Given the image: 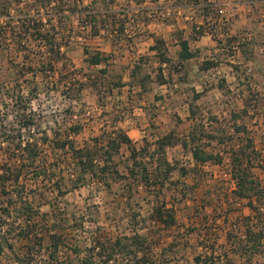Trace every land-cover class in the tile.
Wrapping results in <instances>:
<instances>
[{
	"label": "trees",
	"instance_id": "16d2710c",
	"mask_svg": "<svg viewBox=\"0 0 264 264\" xmlns=\"http://www.w3.org/2000/svg\"><path fill=\"white\" fill-rule=\"evenodd\" d=\"M19 1L0 0V38L11 35L10 39L14 43L10 48L12 58L16 53L22 57V60L13 63L9 68L12 74L8 82L10 87L9 84L0 82V94L5 98L3 111L0 108V155L3 159L0 164V220L5 216L10 220L12 218L9 229L4 232H1L4 225L0 223V255L6 257L10 263L16 264H40V253L45 254V264H158L159 259L154 258L148 237L139 230L146 221L144 218V221L137 219L139 213L133 212L128 217V222L134 226L130 233H122L111 239L97 236L92 239L90 245L84 247L77 243L68 245L64 233L66 227L60 223L62 219H52V211L50 216L40 211V206L35 204V196L29 195L22 182V176L27 173H32L35 179L49 181L53 178L51 175H54L57 179L52 189L57 193L63 192L61 188L64 185L56 182H63L66 178L61 174L55 175L53 166L56 163L45 166V146H50L53 150L60 151L68 160L66 166L69 169V188H79L85 186L89 179H96L95 181L103 184L110 193L112 182H123L124 187L114 194H117V202L121 201L127 205L134 200L135 193H138L136 188L143 186L151 199L155 200L150 207L149 219L166 230L179 225L175 202L171 201L168 206L165 189L171 190L169 196H175L172 191L181 189L182 191L177 193L178 200L182 201L187 196V191L196 187V180L206 173L207 164L223 166L224 158L228 156L226 160L228 175L233 184L232 197L244 201L255 213L243 217V230L240 235L233 236L232 232L228 231L226 238L233 246V253L248 264L259 250L263 239V231L257 223L260 212H257L259 209L253 204L254 201L263 200V190L252 170L256 167L263 169L264 158L261 159L255 148L253 136L246 131L244 125L237 123L239 112L245 113L246 109L230 112L234 136L243 132L245 135H239L242 139H236V145H231L229 150L224 151L225 156L213 146L216 143L225 144V135L213 129L208 130L202 119H197L198 112L194 109L195 102L205 95V89L196 91L194 87L191 88L192 96L188 109L191 123L185 134L179 136L175 130H169L160 135H153L151 139L143 138V143L139 146L117 126L112 127L106 134V139L92 138V145L85 143L77 146L73 137L82 129L79 122L70 124L63 133L59 129L50 128L49 134L46 129L41 128L46 119V112L33 107V100L38 101L41 91L49 92L51 87L58 89L64 86L71 100L79 99L82 89L86 86L93 89L97 100L103 97L105 91L109 92L126 84L132 88L136 83L140 90L144 91L146 81L150 77L148 72H142L146 60L144 57H138L132 64L128 72L129 82H125L122 74L110 73L109 60L112 54L99 48L93 49L86 43V39L104 34L112 49L122 44L130 46L127 18L135 14L134 10H137V14L138 11L146 14L148 10L143 9L146 7H143L142 3H154L156 0H130L128 7L122 8L121 11L115 5L117 0H25L26 6L23 10L19 9L21 13L17 15L18 9L14 4ZM131 1L135 7H132ZM189 4L196 8L201 6L202 18L207 24L196 27L192 25L189 33H186L185 28L176 27L173 30L172 34L176 35L175 44L178 45L176 58L169 55L167 41L162 36L151 33L153 43L148 49L153 52L156 63L155 82L159 85L170 87L175 82L181 83L185 80L186 62L190 58L200 56L198 48H190L189 40L204 33L213 34L218 24L219 6L216 2L194 0ZM211 12L215 17L210 21ZM17 16L21 17V20L15 18ZM81 38L84 39V60L91 66L100 67L95 74L83 73L84 79L75 81L73 76L63 73V68L57 70V64L62 62V66L65 65L66 49L71 47L74 40ZM8 39L7 37L6 40ZM33 42L38 50L34 49ZM230 42H233L232 37L226 39L222 49L227 48L235 52L236 49L232 48ZM254 44V38L242 37L238 40L236 48L245 60H251ZM32 51H41L42 56L31 53ZM31 54V58L38 56L35 63L29 59ZM216 65L215 60L203 59L198 68L203 71ZM237 70L238 67H235V71ZM54 73L58 74L57 79ZM217 86L224 89L223 79H220ZM210 118L217 120L216 116L211 115ZM176 145L190 155L192 161L189 166L168 159L167 149ZM123 148L127 151L125 159L120 155ZM120 165H123V171L119 169ZM175 172L178 177H174ZM186 177L192 181H180V178ZM161 195H164V198ZM88 218L90 217L85 219L83 215H73L69 229L73 231L83 228L84 222H94ZM137 225L140 228H137ZM15 239L24 243V249L20 252L14 248L12 240ZM61 252L63 256H60ZM36 257L39 260L37 263ZM193 259L194 264L223 262L222 258L215 255L213 248L209 253L196 255ZM73 260H76V263Z\"/></svg>",
	"mask_w": 264,
	"mask_h": 264
},
{
	"label": "rangeland",
	"instance_id": "374dc122",
	"mask_svg": "<svg viewBox=\"0 0 264 264\" xmlns=\"http://www.w3.org/2000/svg\"><path fill=\"white\" fill-rule=\"evenodd\" d=\"M25 0H20L14 6L18 9L17 15L24 9ZM130 0H117L116 7H128ZM194 0H156L154 3H142L145 13L134 10V15L127 18V34L130 35V46L122 44L112 49L106 41L104 34L95 38L86 39V43L93 49L99 48L105 52L112 54L109 60V70L112 74H122L123 81L129 82L128 72L132 64L138 57H144L145 64L142 72H148L150 77L146 81L144 91L134 83L135 86L129 88L126 84L120 88H113L109 92H104L103 97L97 100L96 95L91 87L86 86L77 100L69 98L68 91L64 86L58 89L50 88L49 92L41 91L39 99L33 100V107L46 112V119L43 121V127L50 134V128L59 129L61 133L67 127L75 122L82 125L79 134L73 137L77 146L87 143L92 145V138L106 139L112 127L117 126L124 130L133 143L137 146L143 143V138L151 139L153 135H160L169 130H175L176 134L182 136L190 127L191 119L189 118V104L191 102V88L200 91L205 89V95L195 102L194 109L197 113V119L205 123L206 128L213 129L225 135V144H213L215 150H229L231 145H236V139H242L239 135L233 134L232 119L230 112L241 111L243 108L246 112H239L237 123L246 127V131L253 136L255 148L260 153L261 159L264 158V45H257L262 42V37H256L255 44L263 49V51H254L253 59L249 64H245L242 53L235 50L234 54L227 48L222 49L226 39L223 35L219 36V42L204 48L201 52V58L190 61L188 78L181 83L175 82L173 86L159 85L155 82L156 63L154 61L153 52L148 47L152 44L151 33H157V36L164 35L169 44V55L175 56L173 45L176 35L169 33L177 27L185 28L188 33L191 26L206 25L203 20V10L201 6L193 7L189 3ZM219 3L225 11L227 17L224 23L218 19V24L214 28V32H239V40L242 37L249 36L246 33H253L259 30V25L264 18L260 13H255V18L250 24L245 19L237 17V7L233 0H207ZM237 1V0H236ZM132 7L134 2H130ZM218 4V5H219ZM142 9V11H144ZM215 17L214 13L210 14V21ZM21 20V17H15ZM218 18V16H217ZM262 18V19H261ZM174 23H171V21ZM171 23V24H170ZM0 24L2 22L0 21ZM257 27V28H256ZM207 28V27H206ZM220 28V29H219ZM9 38L6 40V38ZM6 38H0V82L9 84L12 74L9 68L13 63L22 60L21 54H17L12 58L11 49L14 45L10 39L11 35ZM252 37V35H251ZM84 39L73 41L70 48L65 51L66 62L62 66V62L57 64V70L63 68V73H68L74 77L75 81L84 79L85 73L95 74L100 67L91 66L84 60L82 51V43ZM221 41V42H220ZM232 48L236 49L237 43L230 42ZM35 50L36 43L33 42ZM37 52V53H36ZM32 51L31 53L40 54L41 51ZM257 52V53H256ZM26 57V56H24ZM29 55V59L35 63L38 56ZM203 59L217 61V66L209 70L200 71L197 69L199 61ZM29 61V60H28ZM230 63L238 65L237 71H234ZM84 73V74H83ZM57 79L58 74H55ZM53 80L54 78H48ZM223 79L224 89L218 88L217 84ZM73 82V80H72ZM51 85V84H50ZM10 87V84H9ZM7 88V86H6ZM26 90V88L24 89ZM25 92V91H24ZM155 96H159L156 99ZM7 100V99H6ZM3 101L5 98L0 94V108L4 109ZM39 104V105H38ZM216 116L217 120L210 117ZM104 137V138H102ZM238 139V140H239ZM127 151L121 149L120 155L125 159ZM45 155H47L45 166L54 167L55 175H64L66 180L61 183L62 193L52 189L57 179L51 175L52 180L35 179L32 173L22 176L29 195L34 197L35 204L40 206V211L52 215V219H59L67 236V243H77L81 247L91 244L94 237H103L111 239L122 233H130L134 226L129 221V215L139 213L138 220H146L141 223L143 228L137 225L141 233L148 237L151 246V252L154 258H158V264H194L196 255H205L214 249L215 255L222 258L220 264H246L244 260L233 253L232 245L227 241L226 235L231 231L233 236L240 235L243 230V217L252 216L255 210L250 209L244 201L234 199L231 194L233 184L228 175L229 168L227 165V157L224 158L223 166L207 164L206 173L196 180V187L192 191H187V196L183 200H178L181 189L169 196L171 190L165 189V200L168 206L171 201L175 202V211L177 225L173 229H163L157 223H153L150 218V207L154 198L147 194L143 186L135 193L134 200L127 205L124 202H117V194L123 186V182H112L111 192L108 193L103 186L96 182V179H89V182L79 188H69L68 173L66 166L68 160L64 158L60 151L53 150L50 146H45ZM167 157L169 160H177L180 165L189 166L191 157L184 152L179 145L169 147L167 149ZM117 159V157H116ZM3 159L0 155V164ZM123 171V165L119 168ZM254 176L259 180L263 190V200L261 202L254 201L257 212H260L257 223L263 231L262 244L259 250L252 256L248 264H264V168L256 167L252 170ZM174 177H178L174 173ZM185 179V180H184ZM180 178V181L191 182V178ZM133 182V181H132ZM168 191V192H167ZM178 192V193H177ZM34 195V196H33ZM164 195L161 197L164 198ZM0 196V203H1ZM37 201V202H36ZM180 201V202H179ZM54 205V207H52ZM53 209V210H52ZM90 213V214H89ZM83 215L90 217L94 222H84L83 228L71 231L70 223L73 222L72 216ZM59 217V218H58ZM92 217V218H91ZM255 217V216H253ZM4 219V220H3ZM1 219L3 223V231L9 229L11 220L6 216ZM86 221V220H84ZM59 222V221H58ZM72 239V240H71ZM14 248L20 252L24 249V243L18 240H12ZM67 251V250H66ZM64 254L61 252L60 256ZM227 255V256H226ZM159 256V257H158ZM36 263L39 261L35 258ZM45 254L40 253V264H45ZM76 263V260H73ZM130 263V259H128ZM0 264H16L10 263L8 259L0 255Z\"/></svg>",
	"mask_w": 264,
	"mask_h": 264
},
{
	"label": "crops",
	"instance_id": "0c3cea01",
	"mask_svg": "<svg viewBox=\"0 0 264 264\" xmlns=\"http://www.w3.org/2000/svg\"><path fill=\"white\" fill-rule=\"evenodd\" d=\"M233 2H234V4L236 5L237 3H239V5H238V7H237V5H236V7L238 8L237 10V17L236 18H244L245 19V22L246 23H248V24H250V21L251 20H253L254 18H255V13H260V16H262V18H264V0H233ZM261 18V19H262ZM261 24H264V20H263V22H261ZM257 28V27H256ZM259 30H261V31H257V30H255L253 33H251V35H252V38H256V37H262L261 39H262V41H264V25H259ZM220 29V28H219ZM236 30H239V29H234V32H231V33H229V32H222V33H219V32H216V30H215V32L213 33V34H210V33H204V34H202V35H200V36H198L196 39H190L189 40V45H190V48H198V50H199V53H200V55H201V52H202V50L204 49V48H208V46H210V45H212V44H215V43H217V42H219V36L221 35H223V37H225V39H227L228 37H232L233 38V41L234 42H238V38H240V37H238V35L240 34L239 32H236ZM187 31V30H186ZM190 31H188V33H189ZM152 34H154V35H157V33H152ZM172 33H169L168 35H169V37L171 38L172 37V35H171ZM246 34H248L249 36H247L246 38H250L251 37V35H250V33H246ZM161 36L167 41V38H165L164 37V35H162L161 34ZM235 38V39H234ZM152 39V38H151ZM242 39V38H241ZM152 43H153V40H152ZM168 43V42H167ZM257 45L259 46V45H261V46H263L264 45V43L262 44V42H260V43H257ZM258 46H256V44H254V46H253V51H257V52H259V50L260 51H263V49L260 47L259 49L257 48ZM170 47H169V44H168V49H169ZM173 50H174V52H175V56H173V58H176V53H177V50H178V45L177 44H174L173 45ZM170 50V49H169ZM236 50L238 51V52H240L239 50H238V48H236ZM152 52V51H151ZM256 52V53H257ZM241 53V52H240ZM233 54H234V52H233ZM171 56V55H170ZM172 57V56H171ZM201 58V56H199L198 58H190L187 62H186V67H187V73H186V77L185 78H188V72H189V65H190V61H192V60H198V59H200ZM243 59H244V57H243ZM201 61V60H200ZM200 61H199V63H200ZM244 63L245 64H249V62H251L252 60H245L244 59ZM218 65V64H217ZM216 65V66H217ZM198 66H199V64H198ZM197 66V67H198ZM215 66V67H216ZM230 66H231V68L235 71V67H238V65L237 64H234V63H230ZM197 69H199V68H197ZM200 71H202V70H200ZM196 90V89H195ZM196 91H198V90H196Z\"/></svg>",
	"mask_w": 264,
	"mask_h": 264
},
{
	"label": "built area",
	"instance_id": "2783aa9c",
	"mask_svg": "<svg viewBox=\"0 0 264 264\" xmlns=\"http://www.w3.org/2000/svg\"><path fill=\"white\" fill-rule=\"evenodd\" d=\"M219 4V3H218ZM217 4V5H218ZM219 7H218V9H217V13H218V15H219V19H221V23H224L225 22V20L224 19H226L227 17L225 16V11H224V9H223V7H221L220 6V4L218 5Z\"/></svg>",
	"mask_w": 264,
	"mask_h": 264
}]
</instances>
